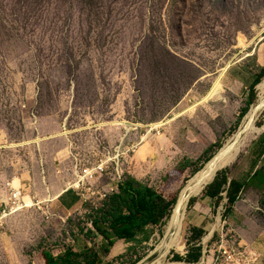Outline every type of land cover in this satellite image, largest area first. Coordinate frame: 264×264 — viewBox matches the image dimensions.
I'll return each instance as SVG.
<instances>
[{
  "label": "rangeland",
  "instance_id": "rangeland-1",
  "mask_svg": "<svg viewBox=\"0 0 264 264\" xmlns=\"http://www.w3.org/2000/svg\"><path fill=\"white\" fill-rule=\"evenodd\" d=\"M263 65L264 0H0V210L6 182L34 203L0 220V264L65 248L103 256L87 214L123 178L176 202L242 127L258 89L248 101L241 79ZM252 121L259 130L217 170L243 185L236 200L204 193L216 171L160 264H264V108ZM65 190L78 210L57 205ZM167 219L111 264L154 262Z\"/></svg>",
  "mask_w": 264,
  "mask_h": 264
},
{
  "label": "trees",
  "instance_id": "trees-1",
  "mask_svg": "<svg viewBox=\"0 0 264 264\" xmlns=\"http://www.w3.org/2000/svg\"><path fill=\"white\" fill-rule=\"evenodd\" d=\"M262 76H264V68H261L254 77L248 101L252 100L253 88ZM260 139L264 140L263 134ZM225 173V169L217 171L214 180L205 186L204 193L218 199L221 190L225 189L227 202L232 205L243 185L236 180L227 179ZM257 173L258 170H255L252 176ZM174 205V200H165L152 187L126 177L118 182L117 191L107 194L98 207L91 208L87 214L91 226L87 228V234L92 237L99 236L101 241L98 247L106 253L115 241L120 239L134 241L139 235L146 233L149 227L160 225L170 216ZM192 230L198 234L202 232V229L197 227ZM199 256L200 246L198 245L188 251L185 260L196 262ZM97 257L98 251L92 248L79 252L65 248L55 256L47 254V264H99ZM175 258L178 259L179 256L176 255Z\"/></svg>",
  "mask_w": 264,
  "mask_h": 264
},
{
  "label": "bare ground",
  "instance_id": "bare-ground-1",
  "mask_svg": "<svg viewBox=\"0 0 264 264\" xmlns=\"http://www.w3.org/2000/svg\"><path fill=\"white\" fill-rule=\"evenodd\" d=\"M228 65L229 63L225 64L220 69V73L215 79L206 97H209L210 93L214 91L215 86L219 82V78L223 74L224 70L228 67ZM257 89H258L257 100L255 104H253L250 107L249 112L245 116V120L242 127L231 138H229V140H227L213 156L209 158V160L203 165V167L198 172L194 174L193 177L188 179L186 184L179 192V195L176 199L172 212L168 217L166 224L164 225L165 226L164 235L155 247V250L159 252L158 257L155 259L154 262H151L150 264H160L161 258L164 256V254L166 255L169 249L171 248L177 249V246L179 245V241H180L181 226H182V221L184 218L185 207L188 198L191 195H195L198 192H200L203 186L207 184L214 177L217 170H219L223 166H226L228 163H230L233 160V158L235 157V155L239 150V146H240L239 141L244 133L247 134L259 130V128L254 126L252 120L254 116L257 114V112L262 108H264V78L257 84ZM124 123L129 124L128 122H124ZM77 185L78 182L74 184V186ZM43 201H48V200L43 199ZM23 202H24L23 207H31L34 205L32 201V197L29 194H23ZM207 237L208 236H205L204 239H206Z\"/></svg>",
  "mask_w": 264,
  "mask_h": 264
},
{
  "label": "crops",
  "instance_id": "crops-1",
  "mask_svg": "<svg viewBox=\"0 0 264 264\" xmlns=\"http://www.w3.org/2000/svg\"><path fill=\"white\" fill-rule=\"evenodd\" d=\"M261 68H264V65ZM261 68H259V70L255 69L251 73L249 72L246 76H244V79H241L245 88L249 89V87L254 81L255 75L259 73ZM78 195L79 194L76 193L75 191L70 192L68 190H65L62 193H60L55 198V200L59 208H62L64 210L76 211L82 206ZM99 239L101 241L100 237ZM130 244H131V241H126L124 239L115 241L113 245L109 248L108 252L106 253L103 252L104 253L103 256H100L98 254L97 259H98L99 264H106V263L111 264L112 263L111 260L114 259L115 256H117L118 254H121L122 252H124L127 249L128 245ZM47 254L51 256H55L57 253L46 251V250H41L34 256L32 263L33 264H47L48 263Z\"/></svg>",
  "mask_w": 264,
  "mask_h": 264
},
{
  "label": "built area",
  "instance_id": "built-area-1",
  "mask_svg": "<svg viewBox=\"0 0 264 264\" xmlns=\"http://www.w3.org/2000/svg\"><path fill=\"white\" fill-rule=\"evenodd\" d=\"M118 182L119 181H117V183H115L114 186L110 188L111 192L117 191ZM5 189L6 193L2 201V209L0 210V220L21 210L22 208H25L23 207V193L20 186L14 187L11 185V182H6ZM106 195L107 194H104L103 196L105 197ZM216 251L217 253H220V257L227 253L225 250H221V246L216 248Z\"/></svg>",
  "mask_w": 264,
  "mask_h": 264
},
{
  "label": "water",
  "instance_id": "water-1",
  "mask_svg": "<svg viewBox=\"0 0 264 264\" xmlns=\"http://www.w3.org/2000/svg\"><path fill=\"white\" fill-rule=\"evenodd\" d=\"M258 84V83H257ZM257 84L255 85V87L257 86ZM137 264H141V262H138Z\"/></svg>",
  "mask_w": 264,
  "mask_h": 264
}]
</instances>
